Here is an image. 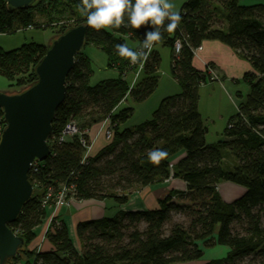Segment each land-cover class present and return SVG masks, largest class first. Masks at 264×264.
I'll use <instances>...</instances> for the list:
<instances>
[{
    "label": "trees",
    "instance_id": "trees-1",
    "mask_svg": "<svg viewBox=\"0 0 264 264\" xmlns=\"http://www.w3.org/2000/svg\"><path fill=\"white\" fill-rule=\"evenodd\" d=\"M79 3L34 0L27 8L10 9L6 0H0V34L50 25L56 27L57 37L84 25L87 29L82 48L92 45L106 55L109 68L118 65L117 78L91 86L89 58L82 48L75 55L65 81V98L54 112L49 137L59 134L69 122L82 120L87 112L89 123L78 127L89 129L109 119L113 138L83 162L85 149L79 138L52 146L53 156L40 163L38 172L28 175L33 194L9 225L24 245L6 264H186L200 260L204 248L216 245L228 247L229 252L225 258L206 264H240L248 258L264 264V5L244 7L239 0L185 1L179 9L182 19L178 27L173 32L161 28L162 41L154 45L130 89L129 82L120 76L128 59L121 58L115 46L128 41L140 45L148 29L122 26L95 31L79 13ZM34 11L49 17L67 13L71 18L41 25L34 22ZM177 39L181 43L175 54L173 44ZM203 41L224 44L252 68L234 81L245 84L248 92L238 104L237 113L226 122L223 133L228 140L214 144L205 142L207 129L198 111V89L213 81L192 66L193 50ZM156 46L172 52L171 75L181 92L162 99L149 120L122 129L133 110L116 111V107L126 97L140 103L158 86L160 56L154 51ZM46 51L47 46L35 43L10 51L0 48V76L11 83L10 88L25 90L36 82L34 69ZM84 139L89 140L87 136ZM155 149L168 153L159 165L147 159L148 151ZM224 149L236 161L233 168L224 166ZM179 153L185 156L173 163ZM169 179L180 180L184 190L169 191L157 201L156 209L118 210L113 217L79 222L75 233L81 244L80 254L69 240L65 225L57 220L45 233L53 250L36 254L27 250L34 239L33 229L45 217L41 197L46 188L73 185L75 201L111 199L121 206L133 191ZM220 183L234 184L245 192L226 203L217 191ZM177 215L188 219L187 226L174 220ZM234 224H240V231H233Z\"/></svg>",
    "mask_w": 264,
    "mask_h": 264
},
{
    "label": "water",
    "instance_id": "water-1",
    "mask_svg": "<svg viewBox=\"0 0 264 264\" xmlns=\"http://www.w3.org/2000/svg\"><path fill=\"white\" fill-rule=\"evenodd\" d=\"M34 0H6L10 9L29 7ZM86 26L48 38L47 51L34 71L36 82L20 92L0 91L4 128L0 132V264L15 257L23 239L9 225L31 198V165L50 155L47 143L55 110L65 98V81L81 50Z\"/></svg>",
    "mask_w": 264,
    "mask_h": 264
},
{
    "label": "crops",
    "instance_id": "crops-1",
    "mask_svg": "<svg viewBox=\"0 0 264 264\" xmlns=\"http://www.w3.org/2000/svg\"><path fill=\"white\" fill-rule=\"evenodd\" d=\"M239 4L241 6L243 5L244 7L264 5V0H239ZM127 45L132 49H136L139 46L138 43H134L131 41H128ZM200 47L201 50L197 52L196 55L192 58V66L198 71H203L204 65L210 64L216 70L220 77V81L208 83L206 85H202L201 87L208 88L209 86L211 87L209 89H211L212 93H222L225 95V97H228L229 100L234 102L231 96V92L240 85V83H235L234 81H239L245 73L252 72L250 64L246 60L238 57V55L233 50H231L229 47L225 46L220 42L203 41ZM155 48L154 51H156ZM222 94L220 96H222ZM237 94L240 93L238 90H235V95L237 96ZM234 104L236 110H238V104H236L235 102ZM199 113L201 117H203L202 113ZM217 113L218 118H221L222 120H224L228 116L224 114H219V111ZM98 124L99 123H96L90 126L89 128L90 135L88 138L90 141L94 140L92 152L93 155H96L100 150L105 147L103 138L99 132L100 124ZM207 135L208 130L206 136ZM206 136L205 142L207 143ZM184 156V153H179L173 163H176L179 159L183 158ZM230 157L231 158H229L230 162L228 166H231V168H233L236 165V161L232 155ZM224 162L227 161L223 157V163ZM172 190L182 191L184 190V184L177 179H169L168 182L163 181L154 183L147 187L133 191L130 194L127 203L121 206H116V204H114L111 199H109L110 202H107L108 200L106 199L107 201L70 200L63 206L47 207L45 208L44 219L41 221L40 225L35 227L32 231L34 234V239L27 246V250L33 252L34 254L52 251L53 247L45 237V233L46 231L50 230L51 222L53 220H57L65 225L69 240L71 241L74 249L80 254L81 244L80 241L77 239L75 233V227L79 222L97 220L104 217H113L118 210L124 212H137L156 209L157 201L159 199L164 198L165 195ZM217 191L222 201L226 203L233 202L234 200L241 197L245 192L242 187L236 186L231 183H220L217 186ZM16 264H24V262H18Z\"/></svg>",
    "mask_w": 264,
    "mask_h": 264
},
{
    "label": "rangeland",
    "instance_id": "rangeland-1",
    "mask_svg": "<svg viewBox=\"0 0 264 264\" xmlns=\"http://www.w3.org/2000/svg\"><path fill=\"white\" fill-rule=\"evenodd\" d=\"M186 0H172V2L176 5V8L179 9L181 5ZM243 6V5H242ZM34 22L36 24L46 25L49 22L53 21H67V19L71 18L67 15V13L59 16L54 14L52 17H49L45 14L41 15L37 11H34ZM57 29L56 27H51L50 25L44 28H30L24 31H18L11 35L0 34V48L5 51H10L19 48L20 46L28 43H35L38 45L46 46L48 38L56 35ZM130 44V43H129ZM155 50L160 56V65L158 69V87L156 90L144 101L140 103H135L130 97H126L117 107L116 110L120 111L125 108H131L133 110L132 116L121 125L122 129L133 128L151 118L153 111L158 107L160 101L166 97L177 95L181 92L180 87L178 86L177 82L171 75V64H172V52L170 49L156 46ZM82 52L86 54L91 63V70L92 75L89 80V84L91 86L96 85L97 83L114 79L117 77L118 72L113 68H109L107 66V58L106 55L99 50L98 48L92 45H86L82 48ZM131 78L128 79L130 81ZM11 83L7 81L4 77L0 76V91L10 92H19L22 87H9ZM211 87H199L198 89V111L202 113V118L204 121V125L208 130V135L206 136V141L209 144H214L217 142L228 140L225 137L223 131L226 127L227 120L234 116L237 113L235 108V104H239L245 97L248 92V89L245 84L240 83V85L235 88L238 90L241 98H238L235 95V90L231 92V96L234 100L232 102L225 97L224 94L218 92H211ZM217 93V94H216ZM222 94V96H220ZM219 114L228 115L227 118L222 120L218 118ZM87 112H85L82 120H76L75 123L78 126H82L83 124L89 123V117L87 116ZM200 114V113H199ZM100 124V123H99ZM98 124V125H99ZM94 125V124H93ZM92 126V125H90ZM100 128V127H99ZM104 146L106 143L103 139ZM93 152V148H92ZM92 157L94 156L93 154ZM223 157L226 159L227 162H224V166L231 168L228 166L231 154L227 149L223 151ZM108 200V201H107ZM107 202H110L107 199ZM108 204V203H107ZM175 221H179L184 226H187L188 219L183 215H177L174 218ZM240 224H234L233 231H240ZM229 252V248L226 246H214L211 248H204L203 249V256L200 260L192 263L186 264H206L211 260L223 259L226 257L227 253ZM240 264H263L260 259L257 258H248L244 259L243 262Z\"/></svg>",
    "mask_w": 264,
    "mask_h": 264
},
{
    "label": "clouds",
    "instance_id": "clouds-1",
    "mask_svg": "<svg viewBox=\"0 0 264 264\" xmlns=\"http://www.w3.org/2000/svg\"><path fill=\"white\" fill-rule=\"evenodd\" d=\"M78 11L86 17L87 26L95 31L122 26L148 29L136 50L127 44L115 46L118 55L132 65L147 61L154 45L163 39L161 28L173 32L182 19L172 0H80ZM167 157V151L162 149L147 153V159L153 165H159Z\"/></svg>",
    "mask_w": 264,
    "mask_h": 264
},
{
    "label": "built area",
    "instance_id": "built-area-1",
    "mask_svg": "<svg viewBox=\"0 0 264 264\" xmlns=\"http://www.w3.org/2000/svg\"><path fill=\"white\" fill-rule=\"evenodd\" d=\"M126 37L128 38V36H126ZM180 43H181V41L178 39L174 41L173 48H174L175 54H177L179 52ZM200 50H201V47H198L195 50H193V57ZM145 63H146V61L143 62L142 65L139 63L136 65H132L128 60L126 67L122 70L120 76H121L122 80L129 82L130 89L137 82L139 76L142 73V70H143ZM117 66H118L117 64H113L112 68L117 70L116 69ZM203 72H205V74H207L209 76L211 81H213V82L220 81L219 74L216 72V70L210 64L204 65ZM129 78H131L130 81H128ZM228 127H230V126H228ZM3 128H4V121H3V117L1 115L0 116V132L2 131ZM99 132H100L102 138L104 139L106 145L112 141L113 130L111 128L109 119H105L100 123ZM89 135H90V130L88 128L82 130L74 122H69L68 124H66V126L61 130V132L59 134H57L51 138L50 137L48 138L47 143H48V146L50 149L49 157L53 156L52 146L60 145L62 143H65L66 141H68L72 137H77V138H79V142L81 143V145L85 149V154H84V157L82 160V162H83L87 158L92 157V155L90 156V154L92 152L94 140L93 141H90V140L86 141L84 139V137H86V136L89 137ZM40 163H42V162H38V161L34 162L31 165L29 174L38 172ZM168 181L169 180H166L165 182H168ZM33 189H34V187H33ZM73 194H74L73 185L66 186L64 184V185L59 186L56 190H53L51 187H48V188H46L45 192H43V194H42L41 204L44 208L51 207V206H53V207L63 206L68 201L73 200V197H72ZM54 223H55V226L58 225V223H56V222H54ZM50 230H52L51 227H50Z\"/></svg>",
    "mask_w": 264,
    "mask_h": 264
}]
</instances>
